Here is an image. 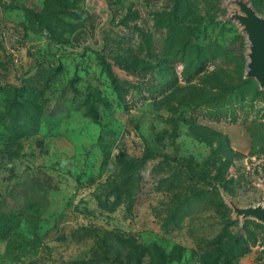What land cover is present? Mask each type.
<instances>
[{
    "label": "rangeland",
    "instance_id": "1",
    "mask_svg": "<svg viewBox=\"0 0 264 264\" xmlns=\"http://www.w3.org/2000/svg\"><path fill=\"white\" fill-rule=\"evenodd\" d=\"M239 11L0 0V264H264L233 206L264 205Z\"/></svg>",
    "mask_w": 264,
    "mask_h": 264
},
{
    "label": "water",
    "instance_id": "2",
    "mask_svg": "<svg viewBox=\"0 0 264 264\" xmlns=\"http://www.w3.org/2000/svg\"><path fill=\"white\" fill-rule=\"evenodd\" d=\"M233 1L240 8L239 12L233 14V18L243 25L248 37L246 76L255 78L264 88V16L259 15L246 0ZM233 206L238 215L254 216L264 223V205L238 207L233 204Z\"/></svg>",
    "mask_w": 264,
    "mask_h": 264
},
{
    "label": "trees",
    "instance_id": "3",
    "mask_svg": "<svg viewBox=\"0 0 264 264\" xmlns=\"http://www.w3.org/2000/svg\"><path fill=\"white\" fill-rule=\"evenodd\" d=\"M16 90V89H15ZM28 113V111H26Z\"/></svg>",
    "mask_w": 264,
    "mask_h": 264
}]
</instances>
